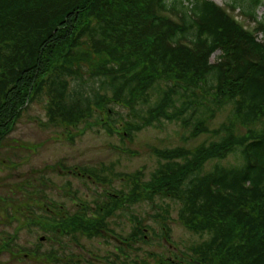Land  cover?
Returning a JSON list of instances; mask_svg holds the SVG:
<instances>
[{
    "label": "trees",
    "instance_id": "1",
    "mask_svg": "<svg viewBox=\"0 0 264 264\" xmlns=\"http://www.w3.org/2000/svg\"><path fill=\"white\" fill-rule=\"evenodd\" d=\"M263 6L264 0H231L228 9L212 0H0V147L39 100L47 124L65 130L90 123L133 140L168 122L188 130L187 140L212 138L154 148L157 167L148 180L142 170L118 174L124 189L82 203L74 214L49 215L37 223L41 230L54 238H102L116 211L163 198L179 205L180 223L201 241L174 257L150 254L154 264H264ZM237 10L252 31L232 16ZM228 107L227 119L211 128ZM76 175L110 181L97 169ZM153 208L160 238L170 241L171 205ZM133 221L123 245L140 250L135 246L151 244L150 227L136 215Z\"/></svg>",
    "mask_w": 264,
    "mask_h": 264
},
{
    "label": "rangeland",
    "instance_id": "2",
    "mask_svg": "<svg viewBox=\"0 0 264 264\" xmlns=\"http://www.w3.org/2000/svg\"><path fill=\"white\" fill-rule=\"evenodd\" d=\"M212 1L226 8L231 0ZM259 14H264V6ZM233 16L247 28L253 27L241 17L239 10ZM259 38L264 39V35ZM218 54L212 57V62ZM45 106L40 100L28 106L0 147V264H55V260L78 259L84 260L82 264H142L143 261L154 264L150 254L174 257L188 245L201 241V237L191 234L180 223L179 205L163 198L116 211L108 221L111 231L102 238H54L41 230L37 223L49 215L74 214L82 203L91 206L107 201L110 194L115 195L113 190L124 187L125 182L118 174L142 170L148 180L157 167L154 148L194 147L212 140L210 136L187 140L188 130L180 123L168 122L144 129L133 140H122L118 134L110 136L100 126L93 127L90 123L65 130L47 124ZM117 110L120 108L116 107ZM230 110L228 107L221 112L211 128L224 122ZM69 135L75 138L69 140ZM82 168L97 169L110 181L99 183L78 177L76 173ZM165 204L171 205L170 241L160 238L161 227L152 218L156 212L153 206ZM133 215L145 219L150 227L151 244L135 246L140 250L123 245V237L133 230ZM7 244L10 247L6 248ZM24 251L37 254L22 258L19 254H25Z\"/></svg>",
    "mask_w": 264,
    "mask_h": 264
}]
</instances>
